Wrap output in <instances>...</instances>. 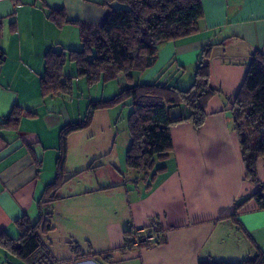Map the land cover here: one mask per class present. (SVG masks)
Returning a JSON list of instances; mask_svg holds the SVG:
<instances>
[{"label": "crops", "instance_id": "0c3cea01", "mask_svg": "<svg viewBox=\"0 0 264 264\" xmlns=\"http://www.w3.org/2000/svg\"><path fill=\"white\" fill-rule=\"evenodd\" d=\"M201 4L203 17L197 30L161 43L155 63L133 73L132 81L159 78L187 88L202 48L214 44L209 82L215 93L201 127L195 129L187 121L171 127V153L159 163L165 169L153 179L152 172L140 174L129 168L125 153L124 166L114 165L102 183L88 180L83 189L67 190L78 173L98 171L101 165L95 164L99 157L88 152L81 167L67 168L71 138L78 130L72 131L66 141L65 181L48 200L46 188L57 173L60 130L80 118L74 90L70 96H42L44 53L81 47L78 26L57 25L49 11L62 10L69 20L100 25L109 9L103 0H0V234L16 239L18 221L27 217L35 222L40 202L48 200L41 210L49 214L51 229L42 239L56 258L64 260L61 264L240 262L257 250L264 253V208L251 199L235 216L240 227L231 217L235 203L259 189L264 195V157L257 162L259 183L249 181L230 110L252 54L264 53V0H201ZM73 64L65 65V75L76 74ZM117 80L118 92L128 87L123 76ZM14 109L19 112L17 124H1ZM187 111L183 106L171 113ZM129 181L134 185L129 187ZM118 185L125 188L126 206L111 222L103 200L110 202ZM51 204L53 209H48ZM97 219L100 223H95ZM150 227L160 229L162 244L133 245L128 253L122 249L126 229L147 232ZM72 244L87 255L74 256ZM0 264L25 263L0 244Z\"/></svg>", "mask_w": 264, "mask_h": 264}, {"label": "trees", "instance_id": "16d2710c", "mask_svg": "<svg viewBox=\"0 0 264 264\" xmlns=\"http://www.w3.org/2000/svg\"><path fill=\"white\" fill-rule=\"evenodd\" d=\"M109 11L100 25L88 24L65 18L62 10H50L49 17L57 25L64 22L78 26L81 47L79 49H49L44 53V71L40 80L41 94L48 95L72 93V79L86 77L90 84L103 82L123 76L128 87L120 90L111 99L90 102L89 115L85 119L63 126L60 130L55 180L47 186V199H52L65 181L64 157L67 135L85 127L91 118L92 110L107 107L125 98L130 99L132 111L128 116L130 143L126 151V164L140 174H150L153 179L165 166L173 143L170 129L173 125L187 121L199 129L203 124L208 101L215 93L209 82L210 57L214 44L202 48L192 82L187 88L174 83L159 81L132 83L133 73L144 72L157 59L161 43L190 35L197 30L203 17L201 0H103ZM72 62L76 67L74 76H67L64 67ZM187 108L186 114H172L174 108ZM234 131L239 138L240 152L245 169V177L258 184L257 162L264 157V53L255 51L247 65L243 82L230 107ZM19 112L14 109L9 118L1 124L15 126ZM251 199L264 208V195L259 189L253 195L234 204L231 217L237 227L236 214ZM47 200V201H48ZM39 205V218L32 222L23 217L17 223L19 234L16 239L0 234V244L11 253L19 255L25 264H61L64 260L56 258L47 248L42 234L51 229L47 217ZM155 233L153 244H162L165 239L160 229L150 227ZM132 230L124 231L125 243L122 249L133 247ZM74 256L80 253L79 245L72 244ZM199 264H264V253L257 250L253 256L240 262L201 261Z\"/></svg>", "mask_w": 264, "mask_h": 264}, {"label": "rangeland", "instance_id": "374dc122", "mask_svg": "<svg viewBox=\"0 0 264 264\" xmlns=\"http://www.w3.org/2000/svg\"><path fill=\"white\" fill-rule=\"evenodd\" d=\"M73 66L75 65L73 64ZM65 71L67 70L65 69ZM117 79L118 77L114 79L116 81L111 80L106 82L100 80L93 84H90L84 76H77L72 79L73 100H75L74 102L77 105L80 120L85 119L89 115L90 102L105 101L118 93L116 86ZM131 111L130 99L127 98L107 107L92 110L88 124L78 130L74 137L71 138L72 142L70 143L68 152L67 168L81 167L80 165H83L81 164L83 163L81 162L83 161V155L92 152L99 157L95 160V164H101L98 166L100 169L95 172L78 173L70 181V185L65 186L67 190L69 188L72 190L83 189L86 187L88 180H91L93 183H102L107 179V175L113 172L114 165L118 167L124 166V155L130 143L128 116ZM100 173L104 175V178L101 177ZM67 175L71 174L68 172ZM130 185H134L132 181L128 182L129 187ZM112 190L114 193L111 196L114 200L110 197V202L105 203L103 200V204L108 209L109 220L114 222L116 214H120L126 206V192L123 185H118ZM51 207L53 209L54 205H49L48 209ZM95 223H100V219H97ZM144 233L141 232L140 235ZM147 233L149 232L147 231ZM136 234L137 231L132 232V239ZM150 234L155 233L150 232ZM132 250L133 248L131 247L126 250V253Z\"/></svg>", "mask_w": 264, "mask_h": 264}, {"label": "built area", "instance_id": "2783aa9c", "mask_svg": "<svg viewBox=\"0 0 264 264\" xmlns=\"http://www.w3.org/2000/svg\"><path fill=\"white\" fill-rule=\"evenodd\" d=\"M140 234H141V232L137 231V234L132 239L133 240V244L135 246L139 247L141 245L153 244L155 242V239H156L155 234H150V233H147V232H145L143 235H140Z\"/></svg>", "mask_w": 264, "mask_h": 264}]
</instances>
